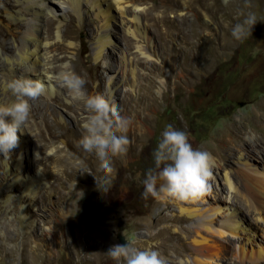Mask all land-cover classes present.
Returning a JSON list of instances; mask_svg holds the SVG:
<instances>
[{"label":"rangeland","instance_id":"1","mask_svg":"<svg viewBox=\"0 0 264 264\" xmlns=\"http://www.w3.org/2000/svg\"><path fill=\"white\" fill-rule=\"evenodd\" d=\"M1 1L5 2V0H0V40L6 43L13 38L11 32L24 26L25 21L19 18L9 19L1 6ZM157 1L147 0L145 5L148 9L145 19L148 22L151 47L158 48L159 57L146 59L145 64L139 66L140 77L137 79V82L140 81L143 84L139 93L153 94L158 100L153 110L141 106L140 111V106H138L141 114L147 112L151 116V123L146 127L144 137L136 141L134 145L131 143L128 145L126 152L128 160L121 162L120 165L113 162L114 171L112 173L102 171L104 173L95 174L88 165H85L83 170L86 174L92 173V179H86L82 175L83 170L76 168L69 181L62 180L58 183L55 177L61 175L65 167L59 162V158L65 152L60 138L50 137L44 130L41 109L45 107L48 112L52 111L56 118H61V121L67 125V133L70 134L72 130L82 132L83 107L67 102L66 92L60 87L61 94L46 92L47 94L30 101L31 113L27 126L32 130V138L36 145L42 143L47 145L38 150V157L39 161L46 166L48 182L52 186L42 188L38 200L34 205H29L28 216L34 220L30 229L26 226H19L16 202L9 200L11 210L7 213L4 211V199L0 196V264H118L108 255L106 247L130 244L138 249L142 248L141 250L149 248L150 243L144 226L140 224L134 227L132 221L143 217L148 209L163 208L161 198L149 197L145 200L141 193L145 174L149 169L155 170L153 152L166 126L171 125L175 129L186 131L189 142L193 148L197 149L203 144L209 145L217 142L215 140L220 137L221 130L228 122L243 121L251 114L255 104L264 102V0H199L200 3L198 2L194 7L188 5L187 0H178L179 6L164 13L166 20L159 28L162 33L167 30L165 41L160 40L153 25L160 9L149 8L151 2ZM86 4L81 5L80 20L71 9L67 11L71 15L63 19L65 26H68V30L76 37L74 38L75 45L71 48L65 41L54 43L53 50L58 56L55 62V66L57 65L55 74L61 70L62 64L64 65L65 62L69 64L73 58L80 61L79 67L85 76L93 74L96 64V79L85 89L89 94L104 95L108 72L102 67L103 61L110 57L116 62L115 64L118 62L110 49L106 57L94 58L91 48L93 35L99 25V17L94 8ZM23 8L24 6L20 3H13L11 7L14 13L19 10L24 11ZM249 14L254 15L257 22L243 39L236 40L232 36V29L236 24L243 23ZM223 25H226V40L222 38ZM194 26L198 29L196 33L191 31ZM114 30L118 46L126 50L130 49L131 38L123 32L122 26L116 23ZM15 40L20 42L21 39L15 36ZM223 40L228 42L226 49L221 46ZM223 50L225 54L215 58L210 67L189 87L181 85L175 91L165 92L166 90L163 89L158 93L157 81L160 77L148 74L152 62L159 64L165 72L167 66L162 63V58L165 59V57L173 59L175 68L180 66L186 68L187 65L181 60V53L184 51L212 53ZM122 76L123 80L118 88L119 90L124 89L122 90L123 95L116 99L117 110L121 115L120 110L128 103L134 104L138 93L136 85L132 86V91L129 89V84H127L129 74L125 72ZM183 78L179 76L175 80L181 83ZM147 79L153 81L148 88L145 85ZM95 85H100L97 92L94 89ZM81 113L82 116H80ZM127 113H125L126 116L129 115ZM40 130H44L43 139L38 137ZM131 130L128 127L125 135L128 136ZM249 133V127L245 126L238 134L236 141L245 139ZM48 140L49 144L46 143ZM14 150L13 148L8 155L0 154V188L6 187L10 182V174L5 167V161L6 159L14 160ZM93 156L95 155L91 153V157L88 158ZM232 166L234 169L235 165ZM105 188L108 189L106 192ZM16 191H20L18 184ZM209 195L211 194L208 191L200 199L185 204L197 208V205L209 200ZM198 202L202 203L198 204ZM174 213H178L177 208L174 209ZM184 224L189 225L190 220L185 221ZM105 227L110 228L105 238L107 246H103L97 238L93 241L90 239L89 236L93 229L100 231V228ZM71 236L76 239L77 244L83 250L80 255L92 252V262H85L84 259L72 254ZM119 236L124 244L120 242ZM210 238L213 240L211 249L218 252L219 257L221 256L212 263H238V257L228 251V245L221 242L222 239L216 234H211ZM178 244H174V247H181L182 243ZM183 244L193 246V243L188 240H185ZM218 244H221L222 249Z\"/></svg>","mask_w":264,"mask_h":264},{"label":"bare ground","instance_id":"2","mask_svg":"<svg viewBox=\"0 0 264 264\" xmlns=\"http://www.w3.org/2000/svg\"><path fill=\"white\" fill-rule=\"evenodd\" d=\"M198 2L199 0H187V4L192 7ZM13 3L23 5L24 11L19 10L14 13L11 9ZM83 3L93 7L99 17V25L93 35L94 40L91 48L94 58L106 57V53L110 49L118 62L115 64L116 62L112 61L110 57L103 61L102 67L108 72L103 96L110 104L118 108L116 99L122 97V90H124H119L118 87L125 72L129 74L127 83L129 89L131 90L134 85L137 86L138 93L134 104L128 103L120 110L122 113L120 115L131 121L129 128L132 130L127 137L134 145L136 141L138 142L140 138L144 137L146 127L151 123L150 114L140 113L141 106L153 110L158 104L155 95L139 93L143 84L139 80L137 82L140 77L139 66L145 64L148 58L159 57L158 48L151 47L148 22L145 19L148 9L145 5L147 0L1 1V6L9 19L19 18L25 21V24L11 32L13 38L9 42L3 43L0 40V83L16 77H25L51 83L52 88L47 93L61 94L59 86L55 81L50 80L55 75L57 66H55V62L58 59L53 46L55 42L65 41L71 48H74V38L76 37L68 30V26H65L66 23L63 22V19L71 15L67 12L68 9H71L80 20ZM177 6H179L178 0H158L151 2L149 6V8L160 9L153 25L161 41H165V34H167V30L162 33L159 29L166 20L164 13ZM206 7L209 8L208 5ZM116 23L121 25L123 32L131 38L132 46L128 50L118 46V42H116L114 30ZM191 31L196 33L198 29L194 26ZM222 34V38L226 40V25H223ZM15 36L20 37V42H16ZM227 43L223 40L221 46L226 49ZM224 54V50L212 53L184 51L181 53V60L183 64L187 65L186 68L183 66L175 68L173 59L165 57V59L162 58V63L167 66L166 71L164 72L159 64L152 62L148 74L158 75L165 80L166 83L163 87L165 92L175 91L181 85L191 86L210 67L215 58ZM69 62V64L65 62L62 66L69 67L80 75L86 81L85 88L96 79V64L93 74L85 76L80 70L78 59L73 58ZM59 63L62 62L59 61ZM179 76L184 77L181 83L175 80ZM152 83L151 79H147L146 88ZM98 87L100 85L94 87L96 92ZM163 98H165L164 94ZM8 99H10L8 94L0 91V102H6ZM138 106H140V111ZM252 109L251 114L243 121L228 122L226 127L221 130L220 137L215 140L217 142L209 145L203 144L197 148V150L209 152L214 158L212 176L209 180L211 195L206 203L198 202L201 205L192 208L186 205V202L161 198L164 204L162 209H148L143 217L132 221L134 227L140 224L144 226L150 247L165 255L169 264H214L212 262L221 256L219 257L218 252L211 249L213 241L210 238L211 234H216L222 239L221 242L228 245V251L238 257L237 264H264V102L255 104ZM125 113L129 115L126 116ZM49 115L51 119H49ZM41 118L44 130L48 132V135L60 138L63 144L65 153L59 158V162L63 163L65 167L63 173L55 177L58 183L62 180L69 181L76 168L83 170L85 165H88L95 174L104 173L100 169V162L96 156L88 158L91 157V153L86 152L80 146L79 140L82 132L72 130L68 134L66 123L61 121V118H56L52 111L48 112L45 107L41 109ZM245 126L249 127L250 133L245 139L237 142L236 138ZM44 130H40L38 135L40 139L44 138ZM17 135L19 141L17 147L14 148L15 158L5 161V167L10 174V182L6 187L0 188V196L4 199V211L7 213L11 210L9 200L16 202L19 226H26L30 229L34 220L28 216L29 205H34L38 200L42 188L52 186L48 182L46 166L39 161L38 157V150L47 147V145L45 143L36 145L32 138V130L28 126L23 133L18 132ZM46 143L49 144L50 141L48 140ZM225 157L228 158L225 159ZM126 160H128V156L123 154L113 157L112 163L116 162L120 165ZM233 164L235 165L234 169ZM83 173H85L84 170ZM83 173L82 175L86 179L93 178L92 173ZM17 184L20 185L19 192L16 191ZM176 208L178 213H174ZM187 220H190L189 225L184 224ZM161 223H163L162 226L158 227ZM109 232V227L100 228V231L93 229L89 237L92 241L97 238L103 246H107L105 238ZM185 240L191 241L193 246L184 245ZM176 243H179L178 245L182 243L181 247H174ZM218 245L222 249L221 244ZM70 247L72 254L74 253L76 257L84 259L88 263L93 261L92 252L80 255L83 250L72 236L70 237Z\"/></svg>","mask_w":264,"mask_h":264},{"label":"clouds","instance_id":"3","mask_svg":"<svg viewBox=\"0 0 264 264\" xmlns=\"http://www.w3.org/2000/svg\"><path fill=\"white\" fill-rule=\"evenodd\" d=\"M254 15L236 24L232 36L243 39L256 23ZM50 80L66 92L67 102L82 105L80 146L93 153L106 173L114 171L112 158L126 154L130 141V119L120 115L117 108L101 94H89L86 81L69 67L62 66ZM160 93L165 80L157 81ZM52 88L51 83L25 77H16L0 83V91L10 99L0 102V154L8 155L17 147L18 132L23 133L30 121V101L36 100ZM8 118V119H6ZM155 170L149 169L142 181L143 199L170 198L180 202L196 201L209 190L214 158L207 151L193 148L186 131L166 126L153 152ZM108 189L105 188L106 192ZM108 255L118 264H169L168 258L152 247L140 250L130 244H116Z\"/></svg>","mask_w":264,"mask_h":264},{"label":"water","instance_id":"4","mask_svg":"<svg viewBox=\"0 0 264 264\" xmlns=\"http://www.w3.org/2000/svg\"><path fill=\"white\" fill-rule=\"evenodd\" d=\"M119 239H120V242L122 243V244H124V241H123V239L119 236Z\"/></svg>","mask_w":264,"mask_h":264}]
</instances>
